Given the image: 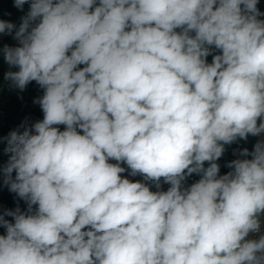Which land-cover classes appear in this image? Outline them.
Masks as SVG:
<instances>
[{
	"label": "clouds",
	"instance_id": "1",
	"mask_svg": "<svg viewBox=\"0 0 264 264\" xmlns=\"http://www.w3.org/2000/svg\"><path fill=\"white\" fill-rule=\"evenodd\" d=\"M26 3L19 27L0 20L18 41L0 53L13 87L43 89L44 117L0 138L27 204L0 213V264H264V139L216 163L264 136L258 0Z\"/></svg>",
	"mask_w": 264,
	"mask_h": 264
},
{
	"label": "trees",
	"instance_id": "2",
	"mask_svg": "<svg viewBox=\"0 0 264 264\" xmlns=\"http://www.w3.org/2000/svg\"><path fill=\"white\" fill-rule=\"evenodd\" d=\"M257 7L261 13H264V0H258ZM28 11H29V3H26L23 6V10H19L14 6V0H0V20L12 22L17 27H19L20 23L22 22L21 18L25 16ZM260 19H264V16H261ZM4 45H8L12 47L18 46V44L15 42V39H13L11 35L1 33L0 49H2ZM7 66L8 65L4 62L2 53H0V82H2L4 78V74L6 73ZM78 67H85V65H78ZM11 70L15 71L17 69L13 68ZM42 95H43V89H41L40 86L35 81H33L29 83L26 89L23 91H20L19 89H16L15 87L12 86L9 89L7 96L3 100L5 106L9 110L14 111L16 114H19V112H21V110L23 109L26 103L30 101L34 102L36 98L41 97ZM35 105H36L35 111L43 118L44 113L42 112L40 105L38 103H35ZM259 122L260 121L258 120V123ZM77 131L79 132V134H83V131L81 129H77ZM9 132L10 130H8L7 128L0 126V138L7 137ZM245 142L246 140L238 138L232 144L224 146L225 147L224 154L218 161H216V163H218V165L220 166V173L224 174L228 171L226 162L233 147L239 145L243 149L245 148L248 149L249 152H252L254 150L255 144L251 142L249 143H245ZM6 146H7L6 140L0 139V161L2 160L7 163L10 153H5L4 149ZM244 158L245 157H242L241 159ZM246 158L251 159V156H248ZM207 164L209 165V162H207ZM17 207H19L21 211L27 210L26 202L23 199L19 198L16 193L10 194V193L0 192V211L3 212L5 209L15 210ZM35 207L36 206L34 205L33 208L35 209Z\"/></svg>",
	"mask_w": 264,
	"mask_h": 264
},
{
	"label": "built area",
	"instance_id": "3",
	"mask_svg": "<svg viewBox=\"0 0 264 264\" xmlns=\"http://www.w3.org/2000/svg\"><path fill=\"white\" fill-rule=\"evenodd\" d=\"M98 4H99V0H97V3H96V5H94V7L98 6ZM193 35H194V33H193ZM15 42L18 44L17 40H15ZM35 106H36L35 103L30 101L24 105L23 109L21 110V112H19V114H16L14 111L9 110L5 106V103L3 101H0V126L5 127L10 131L16 130L18 128L20 131H23V128L21 127V125L30 127L35 122L43 120V118L35 111ZM56 127L59 128V126H56ZM249 136H251V135L249 134ZM249 136L246 139L245 143H248ZM242 149L243 148H241L239 145H237L231 149L230 155H229L228 160L226 162V166L228 165V163L230 161H232L234 159H241L242 158V156L240 155V151ZM227 168H228V171L232 170L228 166H227ZM0 183H2L1 178H0ZM149 187H150L151 191H154V192L158 191V189L155 187V185L149 186ZM169 187H170V185L167 183H164L163 178H161V188L159 190L167 191V189ZM0 213H2V211H0ZM9 221H11V220H9ZM261 223H262V232H264V216L261 217ZM5 231L6 230L3 227H0V235H4Z\"/></svg>",
	"mask_w": 264,
	"mask_h": 264
},
{
	"label": "crops",
	"instance_id": "4",
	"mask_svg": "<svg viewBox=\"0 0 264 264\" xmlns=\"http://www.w3.org/2000/svg\"><path fill=\"white\" fill-rule=\"evenodd\" d=\"M177 32L180 31V29H177L176 30ZM216 54H219V50H215L213 48V51H212V54H210L208 57H207V63H211L212 62V59H213V55H216ZM80 68V67H78ZM60 128H62L63 130H65L66 126L65 125H61ZM62 130V131H63ZM261 139H264V136H257V137H254V136H249V142L253 143V144H256L257 141L261 140ZM109 163H112V164H116L117 161L115 160H109ZM121 167H124L125 168V172L121 173V176L122 178H127L129 179L131 182H144V183H147L148 186H153L154 184H152L150 181L149 182H145L143 180V177L141 175H136V176H131L129 175V172H130V169H128V166L126 163H121L120 164ZM205 167H208L209 165L207 164V162H205ZM229 171H227L226 173H228ZM224 173V174H226ZM220 175H224L223 173H219ZM200 175L197 174V173H193L192 175L190 176H187L185 181L183 182V186L185 188L187 187H190L193 183L197 182L199 179H200ZM10 210H13V209H10ZM6 219L8 220H12V217H6Z\"/></svg>",
	"mask_w": 264,
	"mask_h": 264
},
{
	"label": "rangeland",
	"instance_id": "5",
	"mask_svg": "<svg viewBox=\"0 0 264 264\" xmlns=\"http://www.w3.org/2000/svg\"><path fill=\"white\" fill-rule=\"evenodd\" d=\"M70 54V53H69ZM80 68H83V67H80ZM79 69V68H78ZM9 70V67L7 66V70L6 72ZM12 87L11 85V82L10 81H7L5 79V76L2 80V82H0V100H2L4 102L3 99H5V97L7 96L8 92H9V89ZM36 88V86H35ZM60 128V126H59ZM63 129L60 128V131H62ZM6 164L5 161H0V169H2V167ZM15 175V172L13 173V176ZM0 178H2L3 180V174L2 172H0ZM0 192L1 193H10V194H13V192H10L8 187L2 182L1 185H0Z\"/></svg>",
	"mask_w": 264,
	"mask_h": 264
}]
</instances>
